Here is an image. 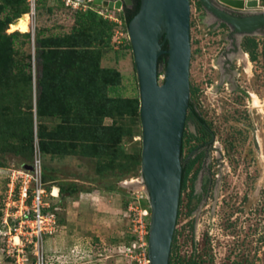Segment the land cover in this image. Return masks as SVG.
<instances>
[{
  "label": "rangeland",
  "instance_id": "obj_1",
  "mask_svg": "<svg viewBox=\"0 0 264 264\" xmlns=\"http://www.w3.org/2000/svg\"><path fill=\"white\" fill-rule=\"evenodd\" d=\"M88 5L75 9L65 0H37L28 12L31 38L20 36L17 48L34 54L39 30L70 33L80 13L101 8ZM128 27L120 18L101 64L122 74L113 94L140 100ZM7 31L14 32L11 25ZM191 47L192 107L182 160L196 162L182 192L171 264H264V34H235L200 0H191ZM165 67L163 60L161 83ZM33 70L37 75L35 60ZM121 122L133 132L122 142L126 154L142 157L141 117ZM37 159L48 166V179L41 177L44 212L58 208L57 233L48 232V217L42 228L37 222L32 189L26 201L21 197L23 180L35 185L26 174H35ZM0 162V264H130L121 246L135 240L140 220L149 226L151 221L141 161L122 172L102 170L105 163L82 155L43 158L39 151L32 160L9 153L0 155ZM73 185L77 191L55 197V186ZM109 187L117 194H108ZM93 191L97 194L84 195Z\"/></svg>",
  "mask_w": 264,
  "mask_h": 264
},
{
  "label": "trees",
  "instance_id": "obj_2",
  "mask_svg": "<svg viewBox=\"0 0 264 264\" xmlns=\"http://www.w3.org/2000/svg\"><path fill=\"white\" fill-rule=\"evenodd\" d=\"M134 2L119 15L128 24L140 8L141 0ZM28 12L27 0H0V155L13 153L28 160L37 151L43 158L82 155L105 163L102 170H132L142 157L126 154L122 142L133 132L121 121L139 119L140 100L113 94L122 74L101 64L117 23L90 7L78 15L68 34L37 31L34 54H27L17 45L20 36L29 39L31 33L7 30ZM54 120L58 122L50 124ZM195 162L183 163V188ZM42 177L48 179L46 164ZM77 190L74 185L60 187L71 194Z\"/></svg>",
  "mask_w": 264,
  "mask_h": 264
},
{
  "label": "water",
  "instance_id": "obj_3",
  "mask_svg": "<svg viewBox=\"0 0 264 264\" xmlns=\"http://www.w3.org/2000/svg\"><path fill=\"white\" fill-rule=\"evenodd\" d=\"M78 1L122 11L135 3ZM200 1L235 34H264L259 0ZM128 32L140 87L141 166L151 207L149 255L151 264H170L183 192L182 148L191 101V0H141ZM166 43L168 48H164ZM163 55L167 60L161 83Z\"/></svg>",
  "mask_w": 264,
  "mask_h": 264
},
{
  "label": "built area",
  "instance_id": "obj_4",
  "mask_svg": "<svg viewBox=\"0 0 264 264\" xmlns=\"http://www.w3.org/2000/svg\"><path fill=\"white\" fill-rule=\"evenodd\" d=\"M262 0L259 2L261 3ZM30 9L34 11L37 6V0H27ZM67 6H73L75 9H79L80 6H89L86 3H82L78 0H65ZM262 4V3H261ZM262 6V5H261ZM264 9V6H262ZM120 11L118 9H110V8H103L101 7L98 10V13L101 14L104 18H107L113 22L120 23V16L117 12ZM35 174L32 175L27 173L26 175L34 178L35 185H32V180H23L22 186V198L24 201L28 198L29 191L31 190L32 193V203L33 209L36 214L37 222H39L41 228L42 224L45 220L50 219L52 224L48 230V232L52 233L55 231L57 233L60 228V223L58 220L57 209L55 207V211H48L47 213L44 212L46 207L45 197H46V189L44 188L43 181L41 180L42 177V165L41 159H37L36 166H35ZM146 214H149V210L146 209ZM140 230L135 238V240L129 245H122L124 247V252L126 257L129 258L130 264H151V259L149 255V224H144L142 220H140Z\"/></svg>",
  "mask_w": 264,
  "mask_h": 264
},
{
  "label": "bare ground",
  "instance_id": "obj_5",
  "mask_svg": "<svg viewBox=\"0 0 264 264\" xmlns=\"http://www.w3.org/2000/svg\"><path fill=\"white\" fill-rule=\"evenodd\" d=\"M30 28H31V15L29 13L23 14L20 18H18L15 22L11 24V30L15 32L17 30H20L22 32L27 33L30 30Z\"/></svg>",
  "mask_w": 264,
  "mask_h": 264
},
{
  "label": "crops",
  "instance_id": "obj_6",
  "mask_svg": "<svg viewBox=\"0 0 264 264\" xmlns=\"http://www.w3.org/2000/svg\"><path fill=\"white\" fill-rule=\"evenodd\" d=\"M55 191H57L56 192V194H54L55 195V197H57L58 195H59V193H60V187H58V186H55ZM89 195V194H97L96 193V191H93V192H88V193H84V195ZM108 194H111L112 196L114 195V194H117V191L116 190H109V192H108ZM58 220H59V218H58ZM63 227V226H62Z\"/></svg>",
  "mask_w": 264,
  "mask_h": 264
},
{
  "label": "flooded vegetation",
  "instance_id": "obj_7",
  "mask_svg": "<svg viewBox=\"0 0 264 264\" xmlns=\"http://www.w3.org/2000/svg\"><path fill=\"white\" fill-rule=\"evenodd\" d=\"M133 6H134V5H133ZM133 6H132V7H133ZM199 118L202 119L201 117H199ZM202 121H203V119H202Z\"/></svg>",
  "mask_w": 264,
  "mask_h": 264
}]
</instances>
